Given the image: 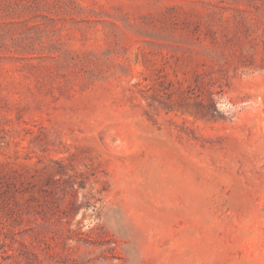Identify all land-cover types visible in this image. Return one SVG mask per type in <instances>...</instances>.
I'll return each mask as SVG.
<instances>
[{
    "label": "rangeland",
    "instance_id": "obj_1",
    "mask_svg": "<svg viewBox=\"0 0 264 264\" xmlns=\"http://www.w3.org/2000/svg\"><path fill=\"white\" fill-rule=\"evenodd\" d=\"M0 264H264V0H0Z\"/></svg>",
    "mask_w": 264,
    "mask_h": 264
}]
</instances>
